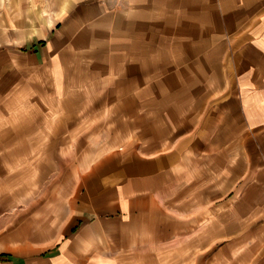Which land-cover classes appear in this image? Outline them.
<instances>
[{
  "label": "crops",
  "instance_id": "obj_1",
  "mask_svg": "<svg viewBox=\"0 0 264 264\" xmlns=\"http://www.w3.org/2000/svg\"><path fill=\"white\" fill-rule=\"evenodd\" d=\"M41 2L0 21V264H264V0Z\"/></svg>",
  "mask_w": 264,
  "mask_h": 264
},
{
  "label": "rangeland",
  "instance_id": "obj_2",
  "mask_svg": "<svg viewBox=\"0 0 264 264\" xmlns=\"http://www.w3.org/2000/svg\"><path fill=\"white\" fill-rule=\"evenodd\" d=\"M41 3V0H0V21L13 24L12 10L25 15L24 9L35 11Z\"/></svg>",
  "mask_w": 264,
  "mask_h": 264
}]
</instances>
